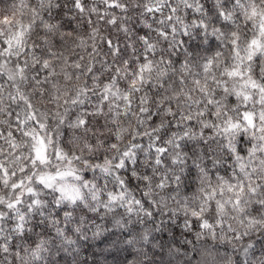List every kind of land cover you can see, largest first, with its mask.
<instances>
[{
    "label": "clouds",
    "instance_id": "9594fccd",
    "mask_svg": "<svg viewBox=\"0 0 264 264\" xmlns=\"http://www.w3.org/2000/svg\"><path fill=\"white\" fill-rule=\"evenodd\" d=\"M0 264H264V0H0Z\"/></svg>",
    "mask_w": 264,
    "mask_h": 264
}]
</instances>
